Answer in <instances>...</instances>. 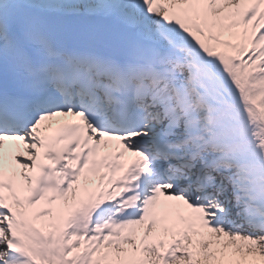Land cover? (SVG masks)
<instances>
[{
  "label": "snow or ice",
  "instance_id": "obj_1",
  "mask_svg": "<svg viewBox=\"0 0 264 264\" xmlns=\"http://www.w3.org/2000/svg\"><path fill=\"white\" fill-rule=\"evenodd\" d=\"M0 264H264V0H0Z\"/></svg>",
  "mask_w": 264,
  "mask_h": 264
}]
</instances>
